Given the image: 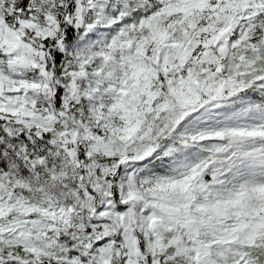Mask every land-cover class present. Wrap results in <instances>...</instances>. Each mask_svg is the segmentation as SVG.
Listing matches in <instances>:
<instances>
[{
	"label": "snow or ice",
	"instance_id": "snow-or-ice-1",
	"mask_svg": "<svg viewBox=\"0 0 264 264\" xmlns=\"http://www.w3.org/2000/svg\"><path fill=\"white\" fill-rule=\"evenodd\" d=\"M0 264H264V0H0Z\"/></svg>",
	"mask_w": 264,
	"mask_h": 264
}]
</instances>
